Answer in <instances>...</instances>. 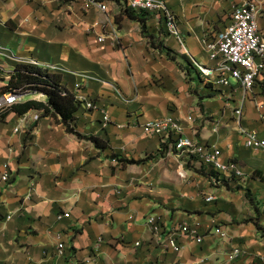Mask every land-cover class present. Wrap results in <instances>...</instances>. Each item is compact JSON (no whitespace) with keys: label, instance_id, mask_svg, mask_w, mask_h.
I'll use <instances>...</instances> for the list:
<instances>
[{"label":"crops","instance_id":"obj_1","mask_svg":"<svg viewBox=\"0 0 264 264\" xmlns=\"http://www.w3.org/2000/svg\"><path fill=\"white\" fill-rule=\"evenodd\" d=\"M165 1L179 37L154 15L128 18L117 2L100 13L85 10L82 0H0V93L17 65L34 60L73 94L82 83L97 108L80 102L73 126L108 143L101 150L41 111L6 113L0 171L8 163L12 178L0 184V264H84L97 245L96 264H264V152L244 147L235 115L240 110L241 126L264 139V74L246 93L234 81L229 88L206 81L197 68L213 67L203 41L231 24L243 0ZM258 25L264 36V0ZM24 115L28 124L14 133ZM169 116L182 122L185 137L216 145L245 178L213 186L199 164L181 168L171 138L143 132L147 122ZM64 213L69 218L58 220ZM152 216L161 219L159 238L147 224ZM182 224L196 229L202 244L178 235ZM172 234L178 254L166 246ZM233 249L243 257L229 262Z\"/></svg>","mask_w":264,"mask_h":264},{"label":"built area","instance_id":"obj_2","mask_svg":"<svg viewBox=\"0 0 264 264\" xmlns=\"http://www.w3.org/2000/svg\"><path fill=\"white\" fill-rule=\"evenodd\" d=\"M85 10H95L100 13L108 11V3H120L123 9H128L136 13H145L146 15H154L165 23L168 32L174 36L179 37L180 32L176 21V16L169 9L165 0H82ZM259 0H243L240 4L234 5L232 12L231 24L222 32L215 35L213 38H206L203 41L204 51L208 54L210 62L213 67L206 68L197 65L200 76L208 82H212L218 87L229 88L230 82H236L241 89L246 93L251 92L258 80L264 74V36L259 31L258 25ZM98 42H102L103 38L99 37ZM117 41V37L112 39ZM26 65L38 67L42 70L46 68L37 64L36 61H28ZM83 77L80 79H87ZM41 85H26L18 88L8 89L6 92L0 93V116L12 110V107L22 103L26 98L32 101L46 103L42 99L46 96L42 90ZM74 94L76 99L80 102L86 103L87 109H96L94 102L88 101L82 91V83H75ZM237 123L240 135L244 139V147L249 151L264 152V139L260 138L255 130L244 129L240 124L242 112L236 111ZM38 119L37 116L34 117ZM26 115L19 118L16 127L13 129L17 133L21 126L28 124ZM105 124L110 123V117L107 113L103 116ZM187 122L193 123L192 118H188ZM184 127L181 121L169 116L160 120L149 121L143 126V132L149 137L158 138H172L175 141L173 151L174 157L180 161H185L181 168L189 164H199L206 169L209 174L214 173L215 176L209 177V182L213 186H222L227 180L243 179L244 172L234 162H224L222 151L216 145H205L198 143L188 137H185ZM179 176H185L184 171H179ZM11 168L8 163L1 166L0 184H8L11 181ZM214 201L213 197L206 199L207 203ZM70 214L64 213L58 216V220L69 218ZM10 218V217H9ZM153 235L159 238L161 235V219L157 217H150L147 221ZM176 233L189 237L197 244H202L203 238L198 235L196 229L190 227L189 224L180 225ZM222 238H226L225 233L218 231ZM59 243L57 245V254L64 255L65 244L59 236ZM102 242L98 240V244ZM95 249L96 255L87 259L84 264H96L97 252L99 245ZM138 246V245H137ZM166 246L174 253L178 254L182 248L178 245L177 235L172 234L166 241ZM243 257V253L239 249H233L227 255L229 262H235ZM202 262L201 264H203ZM200 264V263H191Z\"/></svg>","mask_w":264,"mask_h":264},{"label":"trees","instance_id":"obj_3","mask_svg":"<svg viewBox=\"0 0 264 264\" xmlns=\"http://www.w3.org/2000/svg\"><path fill=\"white\" fill-rule=\"evenodd\" d=\"M123 11L125 15L131 19H136L135 16L137 15H142L143 17L146 15L145 13H136L128 9ZM139 20L144 26V19ZM169 55L170 54L168 53V56ZM31 84L42 86L41 90L47 96L46 103L28 100L13 106L12 110H14L19 115L26 114L33 110L41 111V116L43 117L51 116L58 119V121L66 127V131L68 133L74 134L80 139L91 141L97 148L101 150L107 148L108 143L106 141L95 136L86 137L76 131L75 127L73 126V122L75 120V114L79 110L81 103L76 99L73 93L68 91L65 86L62 85L61 77L58 74H52L46 70L29 65H17L14 68V73L10 78L9 88H18ZM5 115L6 114L0 116V121L3 120ZM173 141L174 140L171 138L172 143H170V145L174 148L175 141ZM160 156L161 155H158V157ZM150 160L151 158H147L142 161H124L123 163L129 166H139ZM189 166L192 165L189 164ZM195 173L199 174L200 172L195 171ZM211 176H215V174L211 173L208 178Z\"/></svg>","mask_w":264,"mask_h":264},{"label":"rangeland","instance_id":"obj_4","mask_svg":"<svg viewBox=\"0 0 264 264\" xmlns=\"http://www.w3.org/2000/svg\"><path fill=\"white\" fill-rule=\"evenodd\" d=\"M9 89H11V88H9ZM22 102H23V101H22ZM183 162H185V161H183ZM179 163H182V161H180ZM188 166H189V165H188ZM188 166H187V167H188ZM190 168H191V166H189L188 169H190ZM193 171L195 172V171H197V170H193ZM199 172H200V171H199ZM180 180H182V179H180ZM263 237H264V233H263ZM222 240H225V239L223 238Z\"/></svg>","mask_w":264,"mask_h":264}]
</instances>
